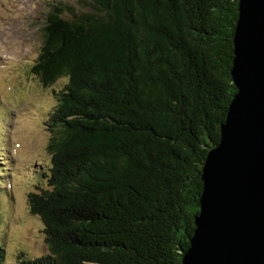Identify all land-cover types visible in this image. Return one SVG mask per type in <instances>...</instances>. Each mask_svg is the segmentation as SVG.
<instances>
[{"label":"trees","instance_id":"16d2710c","mask_svg":"<svg viewBox=\"0 0 264 264\" xmlns=\"http://www.w3.org/2000/svg\"><path fill=\"white\" fill-rule=\"evenodd\" d=\"M238 3L50 6L31 71L44 88L66 81L47 122V185L27 196L47 253L19 264L182 263L205 159L237 92Z\"/></svg>","mask_w":264,"mask_h":264},{"label":"water","instance_id":"95a60500","mask_svg":"<svg viewBox=\"0 0 264 264\" xmlns=\"http://www.w3.org/2000/svg\"><path fill=\"white\" fill-rule=\"evenodd\" d=\"M231 77L237 92L205 159L181 264H264V0H239Z\"/></svg>","mask_w":264,"mask_h":264},{"label":"rangeland","instance_id":"374dc122","mask_svg":"<svg viewBox=\"0 0 264 264\" xmlns=\"http://www.w3.org/2000/svg\"><path fill=\"white\" fill-rule=\"evenodd\" d=\"M76 0H0V246L2 264L47 253L43 225L29 213L27 196L45 188L50 156L47 128L55 93L65 79L44 88L32 74L50 6ZM5 170V171H4Z\"/></svg>","mask_w":264,"mask_h":264}]
</instances>
